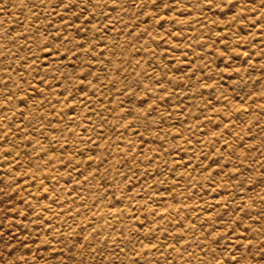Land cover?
Returning a JSON list of instances; mask_svg holds the SVG:
<instances>
[{"label":"rangeland","instance_id":"obj_1","mask_svg":"<svg viewBox=\"0 0 264 264\" xmlns=\"http://www.w3.org/2000/svg\"><path fill=\"white\" fill-rule=\"evenodd\" d=\"M0 264H264V0H0Z\"/></svg>","mask_w":264,"mask_h":264}]
</instances>
